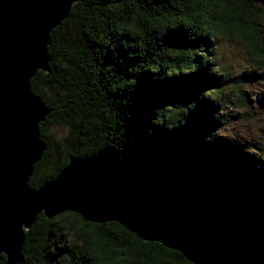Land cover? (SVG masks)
<instances>
[{
    "label": "trees",
    "instance_id": "trees-1",
    "mask_svg": "<svg viewBox=\"0 0 264 264\" xmlns=\"http://www.w3.org/2000/svg\"><path fill=\"white\" fill-rule=\"evenodd\" d=\"M222 40L241 44L258 68L238 76L221 66ZM47 51L50 70L30 82L49 110L33 189L71 156L110 146L118 183L134 196L218 201L264 215V127L261 141L229 133L235 120L253 119L232 113L251 95L243 87L264 82V61L254 58L264 53V0H81L52 30ZM58 125L64 135L51 137ZM66 212L39 214L25 229L21 264H192L117 221L73 212L86 222L77 233L74 217L57 220Z\"/></svg>",
    "mask_w": 264,
    "mask_h": 264
},
{
    "label": "water",
    "instance_id": "water-1",
    "mask_svg": "<svg viewBox=\"0 0 264 264\" xmlns=\"http://www.w3.org/2000/svg\"><path fill=\"white\" fill-rule=\"evenodd\" d=\"M81 0H0V260L21 264L25 229L39 214L65 211L117 221L180 252L192 264H264V215L218 201L142 199L118 183L113 147L69 164L38 189L29 185L46 149L40 123L49 110L31 79L49 71L51 32Z\"/></svg>",
    "mask_w": 264,
    "mask_h": 264
},
{
    "label": "rangeland",
    "instance_id": "rangeland-1",
    "mask_svg": "<svg viewBox=\"0 0 264 264\" xmlns=\"http://www.w3.org/2000/svg\"><path fill=\"white\" fill-rule=\"evenodd\" d=\"M246 49L236 41H228L222 40L219 48V64L223 66L225 69L233 72L236 75H240L245 71L257 69L258 64L247 56ZM248 69V70H247ZM246 93L250 95L249 98L245 100L246 106L234 109L232 111L234 115H237L239 112H245L246 110L251 113L250 118H253L249 121L238 122L234 121L235 125L229 131L230 135L238 134L243 138H253L261 141L259 136L260 129L264 127V112L261 107L264 98V82H254L253 85H246L243 87ZM250 92V93H249ZM239 111V112H238ZM233 133H232V132ZM49 133L51 137H59L63 136L65 133V129L58 126L50 127ZM7 260V259H6ZM8 261V260H7Z\"/></svg>",
    "mask_w": 264,
    "mask_h": 264
},
{
    "label": "clouds",
    "instance_id": "clouds-1",
    "mask_svg": "<svg viewBox=\"0 0 264 264\" xmlns=\"http://www.w3.org/2000/svg\"><path fill=\"white\" fill-rule=\"evenodd\" d=\"M254 58L260 61H264V53L255 54ZM65 216H71L74 217L76 221H80V223L75 226V231L77 233L82 232L84 230L86 222H84L82 218L78 216V214L73 212H66L61 217H57V220H62Z\"/></svg>",
    "mask_w": 264,
    "mask_h": 264
},
{
    "label": "bare ground",
    "instance_id": "bare-ground-1",
    "mask_svg": "<svg viewBox=\"0 0 264 264\" xmlns=\"http://www.w3.org/2000/svg\"><path fill=\"white\" fill-rule=\"evenodd\" d=\"M128 39V38H127ZM125 41V40H124ZM125 47V46H124ZM175 199V198H174Z\"/></svg>",
    "mask_w": 264,
    "mask_h": 264
}]
</instances>
